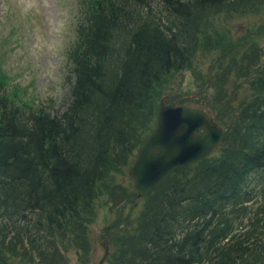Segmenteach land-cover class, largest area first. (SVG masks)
<instances>
[{"label": "trees", "instance_id": "16d2710c", "mask_svg": "<svg viewBox=\"0 0 264 264\" xmlns=\"http://www.w3.org/2000/svg\"><path fill=\"white\" fill-rule=\"evenodd\" d=\"M263 3L77 0L66 76L71 101L61 114L11 101L9 75L0 67V220L15 228L24 212H38L56 231L78 220L92 208L94 187L147 137L134 134L140 119L155 117L154 87L191 65L201 48L220 44L208 18L253 12ZM248 83L219 152L178 169L144 198L122 264L264 262L263 245L250 246L264 243V205L260 213L248 205L264 195V66ZM243 222H251L248 245L232 233ZM0 264H9L1 254Z\"/></svg>", "mask_w": 264, "mask_h": 264}, {"label": "rangeland", "instance_id": "374dc122", "mask_svg": "<svg viewBox=\"0 0 264 264\" xmlns=\"http://www.w3.org/2000/svg\"><path fill=\"white\" fill-rule=\"evenodd\" d=\"M37 5L23 14L14 0H0V67L9 75L6 91L11 101L57 115L71 101L66 76L71 65L68 50L76 38L77 4L76 0H37ZM207 29L220 44L215 40L211 49L201 48L191 65L164 77L154 87L153 96L155 102L167 97L169 102L186 101L202 107L218 118L226 131L247 100L248 80L264 66V3L253 12L210 16ZM138 122L137 139L148 136L156 120L152 115ZM221 143L212 154L219 152ZM136 149L97 184L96 190L94 187L92 208L82 211L78 220H70L62 231L47 229L38 212L16 218L15 228L0 220V228H4L0 254L9 264H99L105 244L108 253L102 264H122L145 198L135 197L127 173ZM248 205L260 213L257 209L263 207L264 195ZM248 224L236 225L233 232L245 245ZM26 229L38 239L39 248L29 242L23 232ZM255 243L250 246L264 247V243Z\"/></svg>", "mask_w": 264, "mask_h": 264}, {"label": "water", "instance_id": "95a60500", "mask_svg": "<svg viewBox=\"0 0 264 264\" xmlns=\"http://www.w3.org/2000/svg\"><path fill=\"white\" fill-rule=\"evenodd\" d=\"M165 101L160 100L155 127L128 168L137 197L146 196L177 169L208 157L225 131L205 109ZM103 246L99 264L108 253Z\"/></svg>", "mask_w": 264, "mask_h": 264}, {"label": "clouds", "instance_id": "9594fccd", "mask_svg": "<svg viewBox=\"0 0 264 264\" xmlns=\"http://www.w3.org/2000/svg\"><path fill=\"white\" fill-rule=\"evenodd\" d=\"M14 2L19 5L23 14H28L38 7L37 0H14Z\"/></svg>", "mask_w": 264, "mask_h": 264}]
</instances>
